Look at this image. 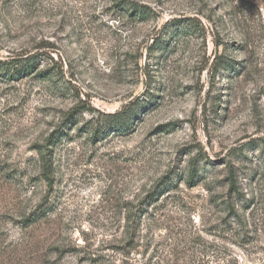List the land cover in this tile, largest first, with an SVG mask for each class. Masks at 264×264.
Returning <instances> with one entry per match:
<instances>
[{
  "label": "rangeland",
  "instance_id": "rangeland-1",
  "mask_svg": "<svg viewBox=\"0 0 264 264\" xmlns=\"http://www.w3.org/2000/svg\"><path fill=\"white\" fill-rule=\"evenodd\" d=\"M32 56L0 264H264V0H0V61Z\"/></svg>",
  "mask_w": 264,
  "mask_h": 264
},
{
  "label": "trees",
  "instance_id": "trees-1",
  "mask_svg": "<svg viewBox=\"0 0 264 264\" xmlns=\"http://www.w3.org/2000/svg\"><path fill=\"white\" fill-rule=\"evenodd\" d=\"M118 7L121 6H128L135 10L136 14L135 17L138 19H145L149 15L148 8L145 6H141L138 4H133V2H126L123 3L120 1V3H117ZM37 56L27 57V58H17V59H10L6 61H0V78L1 79H7L10 81H18L22 80L30 75H32L35 71V59ZM55 137H52L50 139V143H55ZM194 175V172H193ZM48 212H40L36 211L32 213L28 219H26L25 227H29L40 220H42Z\"/></svg>",
  "mask_w": 264,
  "mask_h": 264
}]
</instances>
